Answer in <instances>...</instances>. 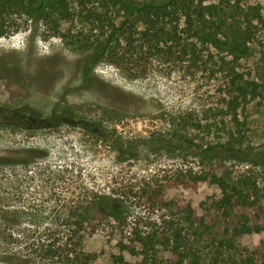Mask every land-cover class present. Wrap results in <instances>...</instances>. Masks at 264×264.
Masks as SVG:
<instances>
[{
  "label": "rangeland",
  "instance_id": "1",
  "mask_svg": "<svg viewBox=\"0 0 264 264\" xmlns=\"http://www.w3.org/2000/svg\"><path fill=\"white\" fill-rule=\"evenodd\" d=\"M213 3L221 10L218 19L225 21L227 34L244 29L247 15L252 21L251 53L236 70L257 83L258 95L248 99L238 119L243 148L264 149V0L207 4ZM12 20L17 32L0 39V109H22L25 117L10 120L0 114V161H23L32 157L29 150L40 157L28 165L0 166V214L33 212L51 218L35 223L23 216L10 224L1 217L0 264H57L39 263L25 246L66 244L75 227L56 217L74 205L91 210L93 218L79 236L84 234L81 246L95 257L93 264H114L118 255L140 262L119 248L136 231L161 233L183 225L196 231L184 221L189 207L208 224L218 221L220 232L230 225L213 211L222 197L217 187L204 182L184 188L180 182L187 172L210 163L199 157L200 146L224 143L238 132L226 108L230 72L227 67L220 71L221 59L231 57L201 46L198 58L129 54L119 65L108 59L95 63L106 37L77 15L63 21L57 35L44 24L34 34L36 25L26 16ZM54 115L64 121L41 126L43 118ZM119 139L144 143L128 148L133 156L120 161L115 148ZM226 164L235 176L250 171L264 181L263 167L236 160ZM159 191L162 195L153 198ZM97 195L119 199L121 218L99 213L93 202ZM245 214L255 215L240 211L233 220ZM238 246L251 251L263 247L264 232L243 237ZM161 256L170 258L169 253Z\"/></svg>",
  "mask_w": 264,
  "mask_h": 264
},
{
  "label": "trees",
  "instance_id": "2",
  "mask_svg": "<svg viewBox=\"0 0 264 264\" xmlns=\"http://www.w3.org/2000/svg\"><path fill=\"white\" fill-rule=\"evenodd\" d=\"M212 0H0V39L9 37L14 30L10 25L12 18L26 16L37 26L44 24L54 35L59 33L61 23L78 16L87 22L93 30L100 31L106 38L100 43L95 63L108 59L112 64L119 65L123 56L131 57H181L195 56L201 46L218 50L231 57L221 59L220 71L227 67L230 72L229 100L226 108L232 114L237 131L229 134L224 143L210 144L198 155L208 163L198 171H189L181 180V186L196 187L208 182L221 192V199L213 206V211L230 225L223 232L218 231V221L211 224L205 218L195 216L192 208L183 211L185 223L196 231L189 230L185 225L170 227L165 232H135L128 242H120L121 252H128L139 257L138 263H131L123 255L113 257L114 264H264V246L256 250L240 248L238 242L245 236L264 232V181L254 172L245 171L235 176L227 166L228 161L236 160L252 163L264 168V149L249 146L243 148L244 134L240 128L243 124L238 119V111L243 109L250 97L258 95V85L249 81L237 72L238 63L250 56L249 41L254 39L252 21L246 16L244 29L234 34L225 33V21L218 19V5L207 4ZM220 21V22H218ZM211 25V26H210ZM213 26V27H212ZM116 44V47L113 45ZM123 51V53H121ZM22 109L3 108L0 114L6 119H15L14 112ZM13 113V114H12ZM42 119V118H41ZM62 116L43 118L42 127H53ZM19 127L29 128L28 126ZM162 138L159 139L161 141ZM143 140L116 141L118 159L126 161L128 148L137 147ZM28 157L23 161H0L2 165H28L39 156L35 150L27 151ZM31 159V160H29ZM153 198L162 195V191L151 194ZM3 199L0 196V200ZM94 208L104 217L119 219L123 213V205L119 199L97 195ZM91 210H82L76 205L69 211L59 213L57 220L73 222L74 230H70L66 244L51 243L48 245L28 246L33 252L32 257L57 264H93L95 257L82 249L79 233L86 228L84 225L92 219ZM240 211H252L233 220ZM6 216L0 218L10 224H17L24 218L39 223L41 218L33 212L24 214L5 211ZM24 214V215H21ZM41 217V218H40ZM51 218V217H50ZM40 219V220H39ZM218 219V220H219ZM37 220V221H36ZM85 231V230H84ZM11 237L17 239L13 234ZM10 249L9 246H4ZM13 249V247H12ZM207 250L206 252H204ZM169 253L170 258L164 259L161 253Z\"/></svg>",
  "mask_w": 264,
  "mask_h": 264
},
{
  "label": "flooded vegetation",
  "instance_id": "3",
  "mask_svg": "<svg viewBox=\"0 0 264 264\" xmlns=\"http://www.w3.org/2000/svg\"><path fill=\"white\" fill-rule=\"evenodd\" d=\"M13 110V109H12ZM2 112H3V109H2ZM13 114V113H12ZM15 117H21V116H23L22 115V112H14V114H13ZM23 117H25V116H23Z\"/></svg>",
  "mask_w": 264,
  "mask_h": 264
},
{
  "label": "bare ground",
  "instance_id": "4",
  "mask_svg": "<svg viewBox=\"0 0 264 264\" xmlns=\"http://www.w3.org/2000/svg\"><path fill=\"white\" fill-rule=\"evenodd\" d=\"M15 46H17V45H15ZM15 46H14V47H15Z\"/></svg>",
  "mask_w": 264,
  "mask_h": 264
}]
</instances>
